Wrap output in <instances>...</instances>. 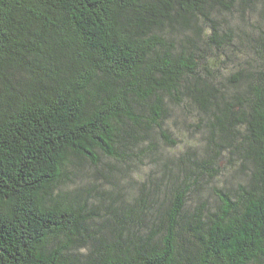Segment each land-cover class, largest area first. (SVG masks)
<instances>
[{"label": "trees", "instance_id": "16d2710c", "mask_svg": "<svg viewBox=\"0 0 264 264\" xmlns=\"http://www.w3.org/2000/svg\"><path fill=\"white\" fill-rule=\"evenodd\" d=\"M170 110L205 156L89 204L74 178L160 157ZM0 264H264V0H0Z\"/></svg>", "mask_w": 264, "mask_h": 264}, {"label": "rangeland", "instance_id": "374dc122", "mask_svg": "<svg viewBox=\"0 0 264 264\" xmlns=\"http://www.w3.org/2000/svg\"><path fill=\"white\" fill-rule=\"evenodd\" d=\"M165 122L171 131H175L177 139L174 146L165 145L162 139L156 140L162 152L160 157L158 155L152 157L146 153L143 156L129 157L119 162L106 159L104 163L112 164L116 168L109 172L107 167H102V171L110 175L108 179L102 176L96 178L85 173L80 174L79 178H74V183L83 184L85 189L88 188L89 204H93L94 207H98L99 205L107 206L111 198L117 199V195H123L127 190L133 193L143 184V181L147 180L152 182L150 188L153 186V189H156L159 186L161 195L164 193L170 195L169 189L172 187L173 181L169 182L167 178L161 181L162 177H169L171 175H167V173H171L173 177L176 175V183L179 182L184 172L177 165L178 158L189 152L190 160L194 161L205 156V153L204 149H201L202 147L198 145L201 138L198 134L199 130L194 125L196 124L195 118L170 110V116ZM158 137L159 135L157 134L156 138ZM164 173L166 174L165 176ZM238 178V174L227 177L232 182H235ZM225 179L221 178L219 179L220 181H216L215 177H210L209 175H204L200 178L198 186H202V189L197 192L196 188L192 189L194 191H191L189 194L186 204L187 208L193 207L199 202H205V205H214L216 203V192L212 188L214 185H217L218 188H223L224 184L222 180ZM149 181L144 184H147ZM94 185L95 187L92 188ZM72 186L74 184H69V187ZM227 187L229 186L227 185ZM126 200L130 199L126 197ZM161 208L163 207L161 206ZM99 213L103 214L104 210H101ZM91 214L95 217L97 210Z\"/></svg>", "mask_w": 264, "mask_h": 264}]
</instances>
